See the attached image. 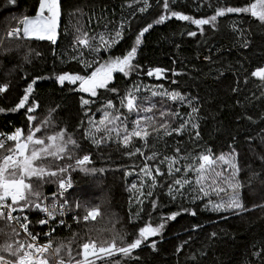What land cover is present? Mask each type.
<instances>
[{"label": "trees", "instance_id": "obj_1", "mask_svg": "<svg viewBox=\"0 0 264 264\" xmlns=\"http://www.w3.org/2000/svg\"><path fill=\"white\" fill-rule=\"evenodd\" d=\"M252 2L255 0H222L224 6L236 7L246 6ZM149 3L154 4L155 0H149ZM61 4L55 44L49 41L8 40L19 42L7 47L12 49L11 52L0 55V83L11 84L7 96L0 94V108L6 110L0 112V131L7 132L16 127L24 128L26 122L24 113L7 110L11 109L17 102L16 98L22 95L24 79L45 77L46 79H41L37 81V85H34V91L43 101L37 116L39 119H44L48 116L49 109L55 111L52 112L50 126L47 130H42L41 134L52 135L61 128L65 129L66 133L71 134L87 153H90L93 162L90 166L106 169L104 173L97 174V177L91 179L79 172L70 173L69 178L73 181L76 202L88 200L93 204H99L104 198L107 202L101 209L102 215L95 220L85 222L79 219L82 223L79 226L72 225L70 229L55 224V231L51 235L53 247L63 243L71 247L75 256L80 251L78 245L87 242L89 237L97 242L111 239L110 232L96 230L114 227L116 231L124 233L127 240L131 233L137 230V226L149 223L143 212H141V220L129 219L130 215L140 207L134 199L139 193L130 190V186L136 181L137 187H140L139 168L145 162L149 163L150 167L156 163L146 160L153 151L160 154L158 159H163L165 155L174 156L176 148L180 149V155L188 156L198 155L207 149H211L213 156L222 153L226 155L235 149L239 157V167L242 169L240 176H243L244 182L249 180L253 170L259 172L264 169V162L259 158V150L256 147L259 144V135H264L261 131L264 129V82L250 76L251 71L264 66V26L256 18L243 13L227 14L226 17L218 18L217 30L212 31L209 26H205V34L198 33L197 37H189L186 34L188 30L197 31L195 25L175 21L173 18L164 25L154 26L145 34L138 49L137 59L145 71L150 67L168 70L165 73L166 78L157 80L146 75L138 77L133 75L125 80L120 74H114L113 83L121 90V95L132 84L149 87L162 84L168 90L175 89L186 96L196 98L194 104L199 108L200 138L194 141L191 138L194 131H185L181 135L172 133L171 136H163L156 140L154 138L156 134L150 132L147 146L138 138H133L132 145L127 149L134 150V147H140L144 155L137 153L136 156L128 157L123 155L126 149L120 144L115 133L110 139L103 140L99 146L92 143L91 137L101 140L104 133L103 130L95 131L88 122L89 116L84 114L80 106V95L88 98L87 95L70 90L76 86L62 87L54 81L61 70L70 72L81 70V65L77 63V59H74L78 57L80 50L84 52L86 58L89 56L87 49L73 44L77 36L78 24L82 33H88L89 36L99 34L105 31V25L111 29L113 25H118L122 19H125L131 11L129 6L137 7L138 0H61ZM37 5L38 0H16L15 4L0 0V37L10 17H22V15L33 17ZM217 6L218 0H175V4L172 5L173 10L194 18L213 15ZM151 11L152 9H149V12L144 14V19L150 21L153 18L150 15ZM14 26L18 27L17 24H12L10 28ZM234 27L236 31H233ZM136 31H139L138 27ZM128 35L129 33L126 32L125 39L112 49L115 55H121L131 46L132 41L128 39ZM17 44H21L19 51L16 50ZM0 47L2 48V44ZM29 50H31L30 58L25 62L22 57L24 52ZM102 55L107 58V54L102 53ZM205 57L209 59L206 60ZM173 71L181 75L175 77L172 75ZM217 73L231 74L235 79V84L232 86H238L239 91L232 92L230 87L222 90L212 80ZM172 79H178L179 84H172ZM142 94L149 95L147 92ZM105 96L110 97L111 94L105 93ZM103 99L104 97H101V100ZM155 100L159 109V98ZM114 104L119 106L118 99L114 100ZM169 106L172 111L179 109L180 112V116L175 119L171 116L165 117L172 128L179 126L181 118L188 119L187 112L190 109L186 104L167 101L166 107ZM97 108L99 104L92 105V113L89 115L98 123L102 113L97 111ZM121 111L126 110L121 109ZM155 119L163 122L164 118H161L157 111ZM24 132L27 134L26 128ZM160 132L162 134L163 129ZM83 154L86 153L77 152L79 156ZM56 163L62 164L63 161ZM181 163L183 164V161ZM161 167L166 173V165ZM123 171H129L131 174L124 177ZM152 171L155 175L154 168ZM261 174L264 175V172ZM174 175L177 177L187 175L193 180V187H197L194 183L196 179L194 174H185L182 169L181 173ZM97 178L100 180L99 184L95 182ZM145 180L146 184L150 183L148 178ZM168 182L170 179L166 175L158 179L152 198L158 197L161 207L154 216L176 210L175 205L170 203L169 197L165 195L166 187L163 190L160 187ZM257 183L254 181L244 189L249 192ZM56 190L57 186L54 184H46L41 189L44 196L51 195ZM141 191H146V187L141 188ZM190 195L186 193L189 199L184 203L186 206L194 207ZM130 198H132L131 204ZM244 199L249 211L238 217L223 214L228 216L224 219L221 214L202 211L201 205V209H197V216L182 214L175 221L168 223L162 236L151 238L157 242L156 251L142 246V249H137L133 253L138 260L127 261V258H122L119 253L109 259L120 261V264H261V256L257 253L264 252V208L253 207L248 196ZM196 203L199 204L200 201L197 200ZM145 204L147 205L148 201H145ZM77 211L80 216L84 214L82 209ZM38 218L33 213L31 220L36 221ZM110 218L113 220L111 224ZM5 224V221L0 220V228L10 231ZM196 224L202 227L194 232L191 231L192 226ZM213 232L216 233L215 237L211 236ZM189 236H191L190 240ZM4 239L3 234H0V242ZM185 240L189 241L187 245H184ZM181 245H184L181 251L176 252V248ZM61 255L67 260V249L62 250Z\"/></svg>", "mask_w": 264, "mask_h": 264}, {"label": "snow or ice", "instance_id": "obj_2", "mask_svg": "<svg viewBox=\"0 0 264 264\" xmlns=\"http://www.w3.org/2000/svg\"><path fill=\"white\" fill-rule=\"evenodd\" d=\"M16 0H7L8 4H15ZM175 0H155L150 4L149 0H138V6L132 7L130 13L125 19H122L118 25H113L111 29L105 25V31L99 34L89 36L88 33H82L75 37L73 44L83 46L88 50L89 56L86 58L82 50L79 51L77 63L81 65V70L76 72L61 70L55 77V83L60 86H76L70 90L78 94H87L88 98L80 95L79 103L84 110V114L89 116V124L93 126L96 132L103 130L104 136L101 140L91 137L92 143L99 146L103 140L110 139L115 133L120 144L126 151L123 155L128 157L136 156L139 153L144 155L140 147H134V150H127L132 145L133 138H138L147 146V139L151 133H155V139L159 140L163 136H171L172 133L181 135L185 131H194L191 137L194 141L199 140L198 113L199 108L194 104L196 98L186 96L181 91L175 89L168 90L164 85L142 86L141 84H132L121 95V90L113 83L114 74H120L123 79L140 75L155 77L160 80L165 77L166 69L160 67H150L146 71L137 59L138 49L142 45V38L154 26L164 25L175 19V21L189 22L195 25L197 31L188 30L189 37H197L198 33L204 35L205 26L210 30L218 29V18L226 17L227 14H250L264 26V0H255L246 6H224L222 0H218V6L214 14L202 18H194L191 15L183 14L181 11L173 10L172 5ZM61 0H38L35 16L22 15L19 18V24L22 27L13 29L7 33V36L13 39L18 38L20 41H49L52 44L57 42L58 21L61 17ZM152 9L150 15L153 17L150 21L144 19V14ZM139 14V15H138ZM139 28L137 32L136 29ZM236 31V28H233ZM129 33L128 39L132 41L131 46L121 55H115L112 52L121 40L125 39V33ZM241 34L243 30L241 29ZM0 37V43L3 42ZM247 46V44H245ZM21 44H17L16 50L19 51ZM10 48H0V55L11 52ZM102 53L107 54L104 58ZM31 50L25 51L22 59L29 61ZM39 55V53H37ZM209 59V57H205ZM172 75L178 77L179 72H172ZM221 75H223L221 73ZM251 77L259 78L264 82V66L257 67L250 73ZM46 79L45 77H28L23 80L24 87L22 95L17 97V102L7 111L23 112L26 118L24 128L16 127L11 133H0V220L6 222L5 227L10 231L0 228V234L5 239L0 242V264H96L100 260L102 264H120V261H113L115 254L119 253L127 261L138 260L133 253L142 246L149 247L152 251L158 248L157 242L153 237L162 236L169 222L175 221L182 214L197 216V209L202 211L221 214L222 218L228 216H240L248 212L245 199L242 196V189L251 183L258 182L261 185L258 198L264 200V169L261 171H252V175L247 182L242 183L238 174L242 169L236 162V151L232 149L227 155L221 154L213 156L211 149L200 152L195 156L180 155V149H175L174 156H163L158 159L159 153L153 151L146 157L147 161H154L150 167L145 162L139 168L138 182L131 183L130 190H136L139 195L135 196V203L139 209L132 215L130 220H141V212L147 217L149 223L143 226H137V230L131 233L129 239H125V234L116 231L114 227L99 229L96 231H108L111 233L110 240L94 241L91 237L87 242L78 245L80 251L73 255L70 246L63 243L53 247L51 233L55 231L52 225H64L65 220L61 219L66 214H71V219H82L85 222L95 220L101 216V209L107 202L106 198L101 199L99 204H93L88 200H79L75 196L73 181L70 173L79 172L84 176L91 178L97 177V174L104 173L105 168H97L92 165L90 153L79 144L71 134L61 128L58 132L44 136L42 130H47L51 123L52 112L48 110V116L39 119L37 113L41 109L43 101L34 91V85L37 81ZM247 82V77L245 78ZM172 84H179L178 79H172ZM10 82L0 83V94L5 96L10 91ZM232 92H238V86L229 85ZM103 90V91H101ZM147 92L149 95H143ZM105 93L111 94L106 97ZM101 97H104L101 100ZM159 98L160 108H157L155 98ZM119 101V106L114 104V100ZM167 101L179 104H186L190 109L187 112L188 119H182L178 127L172 128L168 119L180 116L179 109L172 111L171 107H166ZM99 104L97 111L101 112L100 119L93 121L91 116L92 105ZM121 109L126 111L122 112ZM6 110L0 108V112ZM163 119L158 122L155 119V112ZM94 115V114H93ZM135 118H132V117ZM250 120L251 117H248ZM163 129L161 134L160 130ZM264 133V129L261 130ZM41 134V135H37ZM87 139V134H85ZM8 142H11L9 144ZM251 147V146H250ZM259 150V158L264 162V135H259V144L256 146ZM231 148V146H230ZM77 152H85L82 156ZM56 161H63L57 164ZM183 161V164L181 163ZM221 164L226 167L217 170V165ZM166 165L167 172L162 170ZM155 170L153 175L152 169ZM183 172L192 173L196 179L194 181L197 187H193V180L187 175L177 177L174 175ZM230 169V171H229ZM131 173L123 171V176L128 177ZM169 177L170 182L160 185L161 190L167 189L165 195L169 197V202L175 205L176 210L167 214L159 212L161 203L159 198L154 197V190L157 187L158 179L164 176ZM145 178L150 180L146 184ZM210 180V188H205V183ZM97 184L100 180H95ZM46 184L57 186L56 192L51 197L44 196L41 189ZM146 191H141L145 188ZM72 190V191H69ZM251 190V189H249ZM210 191L214 192L218 199L210 197ZM186 193H190V201L194 207L186 206L184 201L189 199ZM223 193L224 195H221ZM200 203L197 204L196 201ZM47 201V202H46ZM148 201V204H145ZM132 198H130V204ZM150 206V207H149ZM253 207L264 208V203L253 205ZM77 209L83 210L80 216ZM38 217L36 221L31 220L32 214ZM43 214V215H41ZM223 214H228L224 216ZM109 223H113L110 218ZM36 225L49 227V232L42 235L48 237L47 243L40 244L39 238L41 233L36 231ZM202 226L193 225L191 231H196ZM92 231V229H90ZM75 235V234H74ZM212 237L216 233H211ZM191 236H189V240ZM71 243V242H70ZM189 243L184 241V245ZM178 246L176 252H180L184 246ZM67 249V260L61 255L62 250ZM261 256V264H264V252L257 253ZM80 257V258H77Z\"/></svg>", "mask_w": 264, "mask_h": 264}, {"label": "rangeland", "instance_id": "obj_3", "mask_svg": "<svg viewBox=\"0 0 264 264\" xmlns=\"http://www.w3.org/2000/svg\"><path fill=\"white\" fill-rule=\"evenodd\" d=\"M248 15H250V14H248ZM19 18H21V17H15V18H12V17H10V19L8 20V22L5 24V27H4V29H3V32H2V34H1V37H3L4 38V40H7V41H4L3 40V42L2 43H0V46H1V44H2V48H7V47H9V46H11L13 43H16V42H19V41H8L9 39H6L5 37H6V32H7V30L10 28V26L13 24H17V26L18 27H16V26H14V27H12V28H10L9 30H12V29H16V28H19V27H22L20 24H19ZM8 30V31H9ZM76 32H77V36L78 35H81V33H82V30H81V26L78 24L77 26H76ZM6 34V35H5ZM5 35V36H4ZM1 48V47H0ZM167 50H169V48L167 49ZM166 50V51H167ZM151 59H155L154 57H151ZM223 75H221V73H217V74H215L214 76H213V78H212V80L218 85V86H220V88L222 89V90H225L226 88H229V85H234L235 84V79H234V77L233 76H231V74H229V73H222ZM87 95V94H86ZM157 121H158V119H156ZM159 122V121H158ZM227 155V154H226ZM238 160H239V157H238V154L236 155V162H237V164H238V166H239V162H238ZM224 167H226V166H224V165H221V164H218L217 165V170H222V168H224ZM229 171H230V169H229ZM241 175V171L239 172V174H238V178L241 180V182L243 183L244 182V178H243V176H240ZM205 188L206 189H209L210 188V180L207 182V183H205ZM74 188V187H73ZM260 188H261V185L259 184V183H257L256 185H255V187L251 190V191H249V192H247L244 188L242 189V196L244 197V198H246L247 196L249 197V200H250V202L254 205H256V204H262V203H264V200H261V199H259L258 198V193H259V191H260ZM72 191V190H71ZM221 195H224L223 193H221ZM46 197H51V195H47ZM210 197L212 198V199H214V200H216V199H218V197H216V195H215V193L214 192H212V191H210ZM255 208H257V207H255ZM82 223V222H81ZM117 254H115L114 256H116ZM96 264H101V261L100 260H97L96 261Z\"/></svg>", "mask_w": 264, "mask_h": 264}, {"label": "built area", "instance_id": "obj_4", "mask_svg": "<svg viewBox=\"0 0 264 264\" xmlns=\"http://www.w3.org/2000/svg\"><path fill=\"white\" fill-rule=\"evenodd\" d=\"M13 30V29H12ZM12 30H9V31H12ZM8 31V32H9ZM6 39H9V40H19L18 38L16 39H13V38H10L6 35L5 37ZM15 128L7 131V132H2L0 131V133H11ZM9 144H11V142H8ZM71 191V190H69ZM47 202V201H46ZM78 212V211H77ZM43 215V214H41ZM32 217V216H31ZM40 218V217H39ZM61 219L65 220V224L64 225H60V226H67V229H70V226L74 225V226H79V224L81 223L80 220H73L71 219V214H66L64 217H62ZM38 228L36 229V231L40 232L41 233V237L39 238V243L40 244H44V243H47L46 240H48L49 238L48 237H45L43 236L42 234L45 233V232H49V227L47 226H41V225H37ZM52 227H54V225H52ZM53 233V232H52ZM51 233V235H52Z\"/></svg>", "mask_w": 264, "mask_h": 264}]
</instances>
